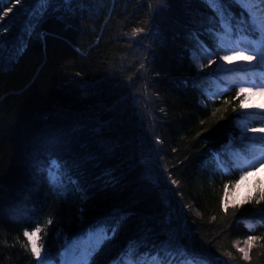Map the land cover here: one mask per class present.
Listing matches in <instances>:
<instances>
[{"label": "trees", "instance_id": "trees-1", "mask_svg": "<svg viewBox=\"0 0 264 264\" xmlns=\"http://www.w3.org/2000/svg\"><path fill=\"white\" fill-rule=\"evenodd\" d=\"M14 3L0 0V15L12 7L0 19V264H37L23 247L37 226L51 264L73 253L81 264L90 248L95 264H113L129 246L141 262L264 264V239L247 261L233 247L264 237V202L223 207L225 185L260 150L237 121L260 126L264 112L239 107L250 73L196 65L195 50L224 51L205 0ZM52 161L62 188L49 182ZM96 229L107 238L85 243Z\"/></svg>", "mask_w": 264, "mask_h": 264}, {"label": "snow or ice", "instance_id": "snow-or-ice-1", "mask_svg": "<svg viewBox=\"0 0 264 264\" xmlns=\"http://www.w3.org/2000/svg\"><path fill=\"white\" fill-rule=\"evenodd\" d=\"M205 2L210 6L211 11L216 13V15L211 18L212 23L217 25V28L213 29V31L217 34L218 48L225 51V54L220 56L219 59L223 61L224 64H227L231 55L239 54L243 56L245 61L249 62V66L241 64L239 67L233 68L231 65H228V67L225 68L224 64H221L218 68L227 73L243 71L245 73L253 74L251 78H243L242 82L238 85L237 98H243L240 100L239 107L241 109L259 108L264 110V102L260 104L250 103L252 97H260L264 100V0H227V3L241 8V13L238 17L235 14L231 16L229 15V10L225 9L226 0H205ZM60 3L70 4L71 0H60ZM16 4H21V0H15L13 7ZM33 4L43 8L50 5L51 0H25V3L21 5V10L27 8L31 11ZM10 12H12V7L7 8L3 14L0 15V19ZM6 30V28H2L0 29V32ZM139 31H143V29H134V34ZM2 43L3 41H0V44ZM202 47L205 52H207L206 46L202 45ZM252 61H256V63L252 64ZM209 63H215V60L210 59ZM257 68L261 69L259 74L256 73ZM240 126L242 135L241 142L248 141L250 144H258L260 146V150L256 153L254 160L259 164V167H264V127H249L246 122H241ZM249 132L260 135L248 137L247 133ZM233 145L234 141L230 140L228 148L235 151L232 147ZM216 155L219 160V155ZM58 168L59 166L57 162L52 161L49 169V182L52 183L53 187L62 188L64 187V183L63 179L59 177ZM250 170L256 171V167L252 166ZM248 175L249 171H244L240 180L237 181L233 187L239 188L241 181H243ZM69 183L71 184L75 182L69 180ZM172 183H175V181H172ZM234 194V192L231 193L233 196ZM229 196L230 193L228 192V185H225V195L223 198V207L225 212L229 207ZM253 200L257 204L264 202V186L259 187L255 194L249 193V195L245 196L239 204H248ZM232 203L235 207L236 205L234 201ZM47 224L51 225L52 220L49 219ZM249 227H251V225H249ZM43 230L44 229L40 226L35 227L32 231L25 230L23 235L27 240V244L23 245V247L26 249L30 248L31 254L37 261V264H51L48 255H42L44 252V245L40 243V233ZM108 231L109 230L107 229H96L91 235L97 237V243H99L103 239L107 238ZM112 231L114 234V230ZM258 239H264V237L249 236L243 241V247H240L239 241H237L233 247L241 253L242 259L247 261L250 259L249 253ZM91 252L92 249H88L81 261V264H95V261L90 255ZM228 255L231 256V253H228ZM113 264H177V261L175 259L169 260L165 258L163 254L158 253L155 256H152L150 260L142 258L141 262L136 259V254L133 252V246H129L124 254L113 261ZM183 264H203V258L198 259L195 256L189 255L188 257L183 258ZM218 264H220V262H218Z\"/></svg>", "mask_w": 264, "mask_h": 264}, {"label": "rangeland", "instance_id": "rangeland-1", "mask_svg": "<svg viewBox=\"0 0 264 264\" xmlns=\"http://www.w3.org/2000/svg\"><path fill=\"white\" fill-rule=\"evenodd\" d=\"M243 46V45H242ZM225 54V51H223V53H221V56H223ZM193 58L194 61L196 63V65L198 66L199 70L201 72H205V71H209L210 69H212V67L214 66H219L221 64H224L223 61H221L220 59H214L212 58L210 55H207L206 53H204L203 50H195L193 52ZM211 60H215V63H209V61ZM252 64H255L256 61H252ZM241 64L245 65V66H249V62L245 61L243 59V56L236 54V55H231L229 57V60L227 62V64H224V67L227 68L228 65H231L233 68H237L239 67ZM222 70V69H220ZM238 75H240L241 72H235ZM251 76L253 75L252 73H250ZM259 74V73H257ZM250 76V78H251ZM208 100H213L216 97L215 92L209 91L207 92L206 95ZM264 102V100H262V98L260 97H252L250 103H254V104H260ZM246 110H253L255 112L258 113H263L264 110H261L259 108H246ZM244 122V121H242ZM241 125V122H240ZM249 127H251L250 125H248ZM241 127V126H240ZM256 128H260V127H264V124H261L260 126H255ZM253 135H260V134H254V133H247L248 137H252ZM254 166L256 167V171H250L249 175L245 177V179L243 181H241L240 183V187L239 188H228V192L230 193L229 196V200L230 201H241L243 198H245V196H248L249 193H251V191L254 188V185H262V183L264 182V167H259V164L256 163V161L254 160ZM264 186V185H262ZM235 193L234 196L231 195V193ZM95 240V238L91 235L90 239ZM94 244V243H93ZM78 248H81V246H83V244L79 243L77 244ZM77 253H73L71 256H74V259H72L71 257H67V259L65 260L66 264H77L76 261L77 260ZM81 256V254L79 255Z\"/></svg>", "mask_w": 264, "mask_h": 264}, {"label": "bare ground", "instance_id": "bare-ground-1", "mask_svg": "<svg viewBox=\"0 0 264 264\" xmlns=\"http://www.w3.org/2000/svg\"><path fill=\"white\" fill-rule=\"evenodd\" d=\"M237 122H238V124H240V122H242V121L238 120ZM216 154L219 155V153L215 152V153L213 154V156H214V161H215V162H216V163L222 168L223 164L221 163V162H222V161H221V158H220V156H219V160H218ZM221 165H222V166H221ZM90 236H91V233H90V232H87L86 237H85V243H88V244H90V243L93 244V243H94L93 238L90 239Z\"/></svg>", "mask_w": 264, "mask_h": 264}]
</instances>
